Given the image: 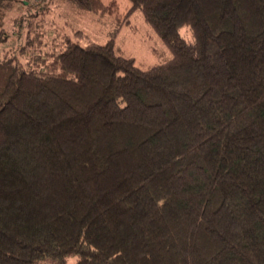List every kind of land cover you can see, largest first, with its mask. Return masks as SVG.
Returning a JSON list of instances; mask_svg holds the SVG:
<instances>
[{
    "label": "trees",
    "instance_id": "1",
    "mask_svg": "<svg viewBox=\"0 0 264 264\" xmlns=\"http://www.w3.org/2000/svg\"><path fill=\"white\" fill-rule=\"evenodd\" d=\"M35 1L0 0V43ZM128 1L170 60L65 35L0 56V264H264V0Z\"/></svg>",
    "mask_w": 264,
    "mask_h": 264
},
{
    "label": "rangeland",
    "instance_id": "2",
    "mask_svg": "<svg viewBox=\"0 0 264 264\" xmlns=\"http://www.w3.org/2000/svg\"><path fill=\"white\" fill-rule=\"evenodd\" d=\"M42 1H35L43 3L39 16H28V12L33 13L36 7L25 9L16 5L8 12L4 24L5 39L0 43L1 57H13L25 62L33 54L29 39L34 44L38 35L48 41L58 40V35H65L80 44H85L88 40L105 43L114 37L116 53L133 58L135 65L141 69L172 58L170 49L144 20L140 10H134L128 20L124 21V15L130 6L128 0H116L117 4L112 13L85 12L71 0ZM21 18L24 20L21 21ZM27 20H30L34 28L28 26ZM78 30L87 37L82 38L75 34ZM186 32L188 33L185 29L180 30L182 35ZM74 261V257L67 259L68 264H74Z\"/></svg>",
    "mask_w": 264,
    "mask_h": 264
}]
</instances>
